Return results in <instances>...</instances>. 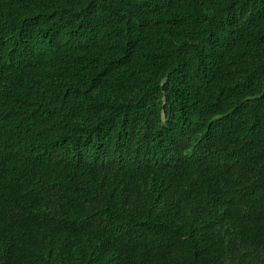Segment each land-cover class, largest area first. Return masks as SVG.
Wrapping results in <instances>:
<instances>
[{"label": "trees", "instance_id": "1", "mask_svg": "<svg viewBox=\"0 0 264 264\" xmlns=\"http://www.w3.org/2000/svg\"><path fill=\"white\" fill-rule=\"evenodd\" d=\"M0 264H264V0H0Z\"/></svg>", "mask_w": 264, "mask_h": 264}]
</instances>
